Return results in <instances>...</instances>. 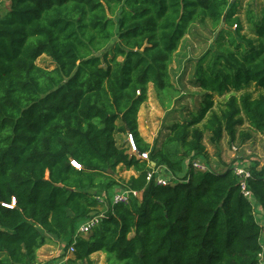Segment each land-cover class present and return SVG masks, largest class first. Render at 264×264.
Listing matches in <instances>:
<instances>
[{"label": "trees", "instance_id": "1", "mask_svg": "<svg viewBox=\"0 0 264 264\" xmlns=\"http://www.w3.org/2000/svg\"><path fill=\"white\" fill-rule=\"evenodd\" d=\"M9 2L0 15V264H37L50 237L73 245L65 264H93L95 253L105 264H257L263 229L233 168L196 171L190 162L204 155L206 131L232 139L246 121L264 134V6L249 7L243 22L229 0ZM197 26L211 40L189 81L198 103L151 145L139 110L150 86L171 108L180 94L173 55ZM42 56L52 69L37 65ZM226 94L218 115L214 96ZM128 133L147 160L117 144ZM187 162L183 181H146L151 164L177 176ZM118 168L135 176L123 181ZM250 173L264 216V167ZM119 185L138 196L109 203L98 225L76 236L96 213L95 197Z\"/></svg>", "mask_w": 264, "mask_h": 264}, {"label": "rangeland", "instance_id": "2", "mask_svg": "<svg viewBox=\"0 0 264 264\" xmlns=\"http://www.w3.org/2000/svg\"><path fill=\"white\" fill-rule=\"evenodd\" d=\"M210 42V33L207 27H194L190 34L182 40L179 49L173 55L169 73L171 81L179 88L180 94L173 101L171 108L167 110L162 108L152 87H149L147 93L148 99L146 101V116L149 117L148 124L145 122L146 117H144V119L140 121V126L143 131L148 133V137L151 138V145L154 144V142L156 143V141L160 144L165 133H167L166 127L177 119L182 120L185 117V109L196 107L195 104L198 103L200 93L189 84V81L193 76L194 62L209 47ZM36 63L38 66L47 69H52L54 66L51 60L44 56L40 57ZM242 92L243 91L236 93V96L239 97ZM228 96L229 94L223 95L222 97L214 96V113L220 115L221 112H223V105L226 103ZM239 118L242 121L244 119L242 115H240ZM146 125H148V129H146ZM198 127H201V125ZM242 134L249 135V138H245ZM231 137L232 136L228 135L224 130L219 139L210 131L204 132L201 141L205 146V153L204 155L193 157L190 163H194L195 161L196 163L205 165L207 169H212L214 172H219L227 167L233 168L237 165H246L249 170L252 168L261 170L264 167V136L261 137L259 134L254 133L250 129L248 123L243 121L241 126L236 127L234 137L232 139ZM116 141L120 146L125 145L127 143L126 135L117 136ZM187 164L188 162L185 164V169L182 174L170 180L171 184L185 179L184 176L188 168ZM117 175L122 178L123 181H127L130 177L128 172H123V170L119 168L117 169ZM115 188L109 196L103 193L95 197L96 199H103V204L99 209L97 208L96 213H104L106 215L110 201L109 197L118 192H123L122 190L124 187L119 185L117 189ZM250 201L254 208L256 222L260 224L263 229L260 240L264 251V216L254 200L251 199ZM70 247L71 246L65 245L64 251H62V254H59L58 257L62 255L72 257L71 254H68ZM95 256L97 255H94V258H92L93 264H105V259H98L95 258ZM52 259L56 260L57 258Z\"/></svg>", "mask_w": 264, "mask_h": 264}, {"label": "built area", "instance_id": "3", "mask_svg": "<svg viewBox=\"0 0 264 264\" xmlns=\"http://www.w3.org/2000/svg\"><path fill=\"white\" fill-rule=\"evenodd\" d=\"M126 141L127 145L129 146V152L132 155H136L138 158L147 160V154H141L137 155V150L133 141V137L131 134L126 135ZM234 149V148H233ZM71 166L79 169L80 165H78L76 162L71 161L70 162ZM193 168L197 171H205L207 168L205 165L196 163L192 164ZM233 171L235 176L238 178L239 185H240V190L243 194V196L247 199H252V196L248 190V185L247 181L251 176L249 168L246 167V165L241 166L237 165L233 167ZM165 173V174H164ZM175 176L170 174L164 167H158L154 168V165L151 164V170L147 173L146 175V181L149 182L151 180L155 181V184L157 186H166L170 183V180L173 179ZM123 192H118L112 196L109 197V203L111 205L115 204H127L132 197H137L138 193L136 191L132 190H122ZM97 208L99 209L102 204H103V199L102 198H97ZM105 216L104 213H94L91 214L86 220H84L82 223L79 224L77 231H76V236L77 235H87L91 229L98 225V223L103 219ZM260 245H261V252L258 254V263L257 264H264V251L262 248V243L260 240ZM74 253V247L73 245L69 248L68 254H73Z\"/></svg>", "mask_w": 264, "mask_h": 264}, {"label": "crops", "instance_id": "4", "mask_svg": "<svg viewBox=\"0 0 264 264\" xmlns=\"http://www.w3.org/2000/svg\"><path fill=\"white\" fill-rule=\"evenodd\" d=\"M9 0H0V15H4L8 10H9ZM264 6V0H229V8H233L237 14V16L241 19V21L244 22V15L246 10L249 7L252 8H257V7H263ZM45 57V56H44ZM146 103L145 102L140 110H139V118H138V124H139V131L141 136L144 138V140L151 144V138L148 137V133L146 131H143L140 126V121L146 117V123L148 124V119L149 117L146 116ZM146 129H148V125H146ZM261 137L264 136V134H259ZM150 142H149V141ZM247 164V163H246ZM123 172H128L130 174L129 176H135L133 171H124ZM64 245L60 243L57 239L50 237L47 238L45 244L38 250L37 252V264H65V261L69 258L68 256H60L58 257L59 254H62ZM98 259H105V255L102 253H95L91 256V259L94 258ZM52 258H57L52 259Z\"/></svg>", "mask_w": 264, "mask_h": 264}]
</instances>
